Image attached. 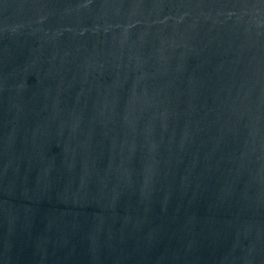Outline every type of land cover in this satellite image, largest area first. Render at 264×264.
<instances>
[{
    "label": "water",
    "instance_id": "obj_1",
    "mask_svg": "<svg viewBox=\"0 0 264 264\" xmlns=\"http://www.w3.org/2000/svg\"><path fill=\"white\" fill-rule=\"evenodd\" d=\"M0 264H264V0H0Z\"/></svg>",
    "mask_w": 264,
    "mask_h": 264
}]
</instances>
